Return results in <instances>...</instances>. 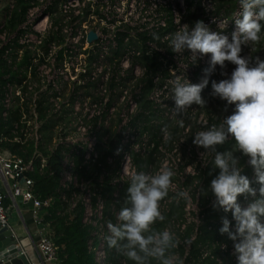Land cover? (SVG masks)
I'll return each instance as SVG.
<instances>
[{"label": "built area", "instance_id": "2783aa9c", "mask_svg": "<svg viewBox=\"0 0 264 264\" xmlns=\"http://www.w3.org/2000/svg\"><path fill=\"white\" fill-rule=\"evenodd\" d=\"M235 1L236 8L230 20L233 31L236 29L235 21L242 14L240 0ZM1 5L2 0L0 9ZM227 5L230 4H225V0H32L26 21L13 35L4 29L8 21L6 16V21L0 23V48L9 46L4 58L12 63L13 56L19 55V51L15 52L10 47L13 40H17L28 49L30 65L27 80L23 83L9 82L5 87L4 117L8 118L11 109L18 104H27L29 113L32 107L36 123L29 124L30 117L26 112L22 120L23 126L16 124L13 134L31 139L35 142L36 150L33 157L25 158L6 148L3 145L5 139L0 138V223L11 227L12 206L7 203L9 196L13 199V207L19 199L32 203L37 223L45 225L37 248L44 261L60 264L58 248L50 226L44 222L45 202L36 194L35 181L30 176L37 168L41 173L44 172L47 165L46 158H42L39 167L36 164V160L42 157L39 146L46 120L53 117L58 121L56 126L60 138L54 146L56 149L63 148L65 155L63 166L68 167L70 157L66 153L67 151L74 153L78 149L72 135L80 131L82 127L78 125L83 119L81 96L76 89L92 85L101 90L100 92H107L104 99L93 102L91 106L98 107V103H103L104 109L93 112L90 110L91 107L88 108V103H84L89 111L86 112V117L90 122L88 128L83 126L84 130L94 133L95 123L100 118L106 121L111 118L114 108L110 102V88L113 93L118 88L122 91L120 97L126 106L122 120L127 126L130 117L134 118L139 111L143 87L140 80L148 71L139 60L144 55L157 56L167 71V74H159L154 78L155 87L150 99L155 100L158 91L164 90L177 76H181V68L185 66L183 59L188 56L186 59L190 60V52L180 55L171 50L174 34L185 24L194 26L191 13L195 14L198 9L203 13L200 20L211 26L224 27L230 18L226 15ZM13 6L12 3L10 10ZM54 32H59V35L51 41L50 36ZM91 32L97 35L93 41L89 39ZM20 59L17 56V62ZM13 69H17V64ZM33 75L36 77V83L30 80ZM161 77L164 80L163 85ZM129 80L135 81V92L132 94L126 88ZM66 86L75 90L70 100L63 98L62 95ZM45 96L48 99H43ZM41 105L47 107L46 120L40 116ZM66 118H72L69 125L72 122L78 123L77 129L68 130L69 125L63 123ZM19 138L15 140L19 141ZM70 147H73L72 150ZM88 147H82V152L88 149L94 152L96 145L92 143ZM77 153L81 151L78 149ZM86 157L88 156L84 155V158ZM128 160L131 163L130 156ZM71 163L74 165V160ZM90 202V199L88 203L85 202L87 212L91 207Z\"/></svg>", "mask_w": 264, "mask_h": 264}, {"label": "clouds", "instance_id": "9594fccd", "mask_svg": "<svg viewBox=\"0 0 264 264\" xmlns=\"http://www.w3.org/2000/svg\"><path fill=\"white\" fill-rule=\"evenodd\" d=\"M240 4L242 14L235 21L236 29L231 37L213 30L203 20L196 21L194 26L185 24L174 34L173 52L183 55L190 51L194 63L211 55L200 82L192 83L188 78L177 76L171 98L178 114L193 105L203 107L207 100L202 93L211 83V96L233 106L232 114L219 126L213 125L194 135L196 146L215 153L212 164L219 169L209 188H203L200 195L211 191L215 196L213 207L232 214L235 230L232 220L225 216L219 231L228 234L234 242L237 264H264V59L242 55L245 47L261 38L264 0H240ZM226 62L235 65L231 74L222 71L221 75L226 78L212 79L218 66L227 67ZM230 138L235 141L232 149L219 151L218 146ZM236 153L248 157V164L254 169V181L244 174V165ZM174 175L171 168H162L155 174H132L118 222L108 224V246L135 264H149L150 259L160 264H181L170 254L179 243L175 234L169 230H151L157 221L165 220L160 202L173 188ZM253 183L259 184V189ZM177 195L185 199L189 196L185 191ZM241 195L253 198L246 207L239 200Z\"/></svg>", "mask_w": 264, "mask_h": 264}, {"label": "trees", "instance_id": "16d2710c", "mask_svg": "<svg viewBox=\"0 0 264 264\" xmlns=\"http://www.w3.org/2000/svg\"><path fill=\"white\" fill-rule=\"evenodd\" d=\"M13 5L12 10L9 7L5 10V16L8 17V21L4 25V29L14 33L26 21L32 0H13ZM58 35L59 32H54L50 36V40H55ZM10 47L15 52L17 50L24 51V54L19 62H17V55H14V63H10L4 58L5 51L9 46L8 48H0V138L5 139L3 145L14 153L25 158H31L35 154V142L23 135L13 134L16 124L23 126L22 120L24 113L28 110V105L18 104L11 109L8 118L4 117L6 109L3 103L5 87L9 82L23 83L24 80H27V70L30 65V53L26 46L21 45L17 40H13V44ZM139 61L143 66L147 67L148 71L144 78L140 80L143 87L139 101V111L134 119L130 121V125L142 123L144 127V132L142 133H148L149 137L147 138L148 147L142 150L131 149L130 157L135 173H149L153 167L159 168L158 155L161 153V148L165 146L172 149L174 146L173 143L177 139L178 129H175L174 133L165 139L166 135L162 130V125H152L151 122L156 118V114L154 112V103L149 98V95L155 87L154 78L159 74H167V71L157 56L144 55ZM15 64H17L16 70L13 69ZM163 83L164 80L161 81L162 85ZM220 106L222 113L218 116V119L215 120L214 116L209 115V118H205L203 130L213 125L219 126L226 116L232 114L233 106H228L226 101L222 100ZM46 108V106L41 105L39 110L41 118L45 120ZM57 123L58 121L53 117L46 120L39 146L42 157L36 160V164L39 167L42 158H46L47 165L44 168V172L41 173L39 168H37L30 176L35 181L34 189L36 194L45 202L43 207L44 222L49 224L53 233L52 236L58 248L60 264H135L134 261L124 257L116 248H110L107 240L105 243H101L99 235H95L97 227L86 222L87 208L84 200H79L75 203L76 206L73 207L74 197L76 195L80 196L83 191L81 187H77L75 184L64 187V172L66 171V168L63 167L64 150L63 148L50 150L55 138L54 128ZM17 137H20L19 141L15 140ZM234 143L235 141L230 138L224 145L218 146V150H230ZM113 153L114 147L111 146L99 157L97 162L87 164L84 163V153L78 155L72 172L80 182L86 180V182L92 181V184H95L93 189L97 192L92 197V206L95 209L98 208V195H101L105 199V217H109L112 223H117L116 216L111 212V209L116 205L120 211L124 206L130 178L124 181H116L114 177L105 174L104 168L109 167L108 158ZM236 155L240 156L242 166L244 165V174H247L254 181L255 173L253 167L248 164V157L243 156L242 153H236ZM214 156L215 153L209 151L207 159L193 168L190 171L191 173H186L183 178L185 185H196L193 199L197 204V209L194 208L189 213L187 211V203L177 198L171 199L168 204V212L162 213L165 216V220L163 222L157 221L151 226L152 231L162 232L169 230V227L174 224L176 228L171 232L175 234L179 243L174 249L170 250V254L180 256L183 260H180L181 264H237V258L233 253L234 242L229 239L228 234H221L219 231L225 216L232 220L233 228L235 227L236 222L232 218V214L225 213L223 209L217 210L213 207L215 196L211 191H208L207 195H200L202 189H208L212 179L219 173V169L214 168L212 164ZM205 163H207V166H205ZM117 171L118 169L115 170V173ZM253 187L259 189L260 185L253 183ZM252 199L249 195H241L239 197L241 204L245 207ZM188 214H192L191 219L187 217ZM101 245H103L102 248ZM99 249H101V253H97ZM101 254L103 258L99 261ZM149 264H160V262L150 259Z\"/></svg>", "mask_w": 264, "mask_h": 264}, {"label": "rangeland", "instance_id": "374dc122", "mask_svg": "<svg viewBox=\"0 0 264 264\" xmlns=\"http://www.w3.org/2000/svg\"><path fill=\"white\" fill-rule=\"evenodd\" d=\"M13 3V0H2V5L0 9V23L3 24L6 21L5 16V10ZM233 3V4H232ZM225 4L227 5L226 9V15L229 16V20L224 25V27H215L211 26L213 30L217 31H225V33L229 34V37H231V33L233 32V25H230V20L234 14V10L236 8V1L235 0H225ZM224 12V11H223ZM203 13L201 9L196 10V13H191V20L192 24H195L196 21L200 20ZM7 33H10L13 35L12 31L7 30ZM15 33V32H14ZM166 47L168 44H165ZM18 52V50L16 51ZM19 51V59L23 56L24 51ZM187 52V51H186ZM190 51H188L189 53ZM210 55L208 54L206 56L201 57L197 63H194L191 57L190 53V60L187 61L186 56L184 61V67L181 68V79H189L192 83H198L200 82L202 76H203V70L208 66ZM242 55H251L253 57L259 56L262 59H264V32L261 34V38L258 42L250 43L249 46L244 48V51ZM227 67L225 69H220L219 66L217 67L216 73L212 76V79H215L217 81L226 78L225 76L221 75V72H227L229 75L231 74L232 70L235 68V65L231 64L230 62H226ZM32 83H34L36 80V77L33 75L30 78ZM162 81V77L160 78ZM175 81V80H174ZM173 81V82H174ZM173 82H170L169 85L164 89L158 91V94H155V100H151L154 104V112L156 114V118L153 119L151 122L152 125H162V130L165 133V139L170 137L175 129H178V133L176 134V140L173 143L172 149H169L170 147L163 146L161 148V153L158 155V159L160 161L159 168L153 167L149 173L155 174L162 168H171L175 175L173 177V188L170 189L169 195L165 197L160 202V210L162 213L168 212L169 207V201L171 199L177 198L180 201H183L187 203L188 209L187 211L190 213L193 211L194 208L197 209V204L195 203L193 199V194L196 190V185H185L184 183V176L186 173H191L190 171L193 170L199 163L204 162L209 152H206L207 150L198 147L193 143L194 135L199 132L203 131L204 125H205V118H209V115H212L215 117V120L218 119V116L222 113L221 111V99L218 97L211 96V83L209 84L208 88L204 89L203 96L205 99H207L208 103L204 105L203 107L199 105H193L190 108H187L181 113H177L174 108V100L171 98L173 95ZM36 83V82H35ZM72 83V81H70ZM135 81L129 80L126 84V88L129 93L135 92ZM79 93V96H81L80 100L82 103V117L83 119L80 121V124L78 123L73 124V122L70 124V119H65L63 123H67L69 125L68 130L77 129L76 126L78 125L81 129L80 131L75 132L72 136L75 138L76 147L81 151V153H77L78 149L74 151V153H71L70 151H67L66 154L69 155V162L68 167L65 165L63 166L66 168V171L64 172V184L66 186H70V184H75L77 187H81L83 193L79 196L76 195L74 197V206L75 203L79 200H84L88 203V200H92V197L95 195V192H97L95 189V184H92V181L86 182V180L80 182L77 177L73 175L72 169H74L76 165V158L78 155L83 154L82 147H87L94 143L96 145L94 152H92V149H88L87 151H84V155L88 156L85 158V164L87 163H95L101 157V155L109 149V147H114V153L111 154L108 158V168H104L105 174L114 177V180L116 181H124L127 178H131V175L134 174L133 166H131L132 163L129 162L128 158L130 156L131 149H139L142 150L144 148L148 147V137L149 134L144 132V127L142 123L130 125V121L134 119L132 116L129 119L128 125L126 126L125 122L122 120V113L123 110L126 109L125 103L120 97V93L122 92L121 89H117L115 93H113V90L110 88V95H111V103L112 107L114 108V111L111 115V118L108 119L109 121H106L105 119L98 120L96 124L95 132L91 133L88 130H84L83 126L85 128H88L90 125L89 120L86 117L87 111L86 107L84 106V103H88V108L92 106L93 102H100L101 98H105L104 95L107 94L100 92L98 88L95 86L92 87V85L89 87H85L84 89H76ZM75 94V90L71 87L66 86L64 89V92L62 93L63 98H66L67 100L72 99V97ZM109 94V93H108ZM150 98V95H149ZM43 99H48L47 96L43 97ZM103 103H98V107H91L90 110L94 112V110H100L104 109ZM29 115V124L33 125L36 123V118L32 113V107L30 113L28 110L26 111ZM107 113V112H106ZM87 119V120H86ZM194 131V133H192ZM149 132V131H147ZM55 133V140L53 139V142L51 144L50 150H55V142L60 138L59 136V129L58 126H55L54 128ZM191 134V135H190ZM43 136V133H42ZM59 136V137H58ZM189 140H191L189 142ZM94 147V146H93ZM73 147H70L69 149L72 150ZM206 152V153H205ZM204 155L202 156V154ZM74 160V165L71 163ZM188 164V165H187ZM187 166H190L187 168ZM120 167V169H119ZM110 169V170H108ZM118 171L115 173V170ZM115 174V176H113ZM82 183V184H81ZM181 191H185L189 194L188 198H182L179 197L177 194ZM91 207L88 210L86 214V222L93 224L97 227V231L95 232V235H99L101 243H105L107 240V237L110 235L108 224L112 223L109 219V217H105L104 215V207H105V199L98 195V208L95 209L92 206V201L90 202ZM111 212L116 216H118L119 210L117 209L116 205L113 206L111 209ZM29 215H31L29 213ZM189 219H191L192 214H188L187 216ZM118 222V221H117ZM176 227H174V224H172L169 227V231L175 230ZM235 230V227L233 228ZM52 233V232H51ZM53 235V233H52ZM103 245H101L102 248ZM97 253H101V249L97 251ZM103 254V252H102ZM101 254L100 260H102L103 255ZM178 261H183L180 256H174Z\"/></svg>", "mask_w": 264, "mask_h": 264}, {"label": "crops", "instance_id": "0c3cea01", "mask_svg": "<svg viewBox=\"0 0 264 264\" xmlns=\"http://www.w3.org/2000/svg\"><path fill=\"white\" fill-rule=\"evenodd\" d=\"M8 205L12 206L10 214L11 227L21 240L31 264H56L54 262L44 261L37 248L41 231L45 225L37 223L33 214V204L19 199L17 204L13 207V199L9 196ZM29 213L31 215H29Z\"/></svg>", "mask_w": 264, "mask_h": 264}, {"label": "water", "instance_id": "95a60500", "mask_svg": "<svg viewBox=\"0 0 264 264\" xmlns=\"http://www.w3.org/2000/svg\"><path fill=\"white\" fill-rule=\"evenodd\" d=\"M97 35L91 32L89 39L95 40ZM0 264H31L21 240L10 226L0 223Z\"/></svg>", "mask_w": 264, "mask_h": 264}]
</instances>
